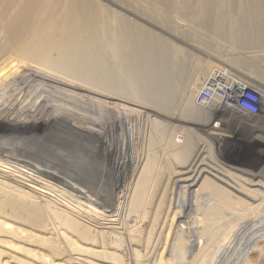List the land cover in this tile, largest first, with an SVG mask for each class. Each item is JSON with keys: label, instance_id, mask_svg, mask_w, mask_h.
<instances>
[{"label": "bare ground", "instance_id": "obj_1", "mask_svg": "<svg viewBox=\"0 0 264 264\" xmlns=\"http://www.w3.org/2000/svg\"><path fill=\"white\" fill-rule=\"evenodd\" d=\"M3 2L8 8L12 0H3ZM77 5H79L78 0L76 3H66L68 12L61 16H55L54 11L50 15L46 11H41L39 15H31V4L27 3V0H19L15 13L6 10L0 15V132H3L2 129H6L5 131L16 129L12 137L0 133L2 147L0 151L10 150L12 148L10 142L15 140L25 142L26 145L31 144L28 148H15L20 165L32 172L36 170L47 176L52 175L51 177L55 179L60 178L58 174L62 171L69 172L72 179H68L80 185V193L86 195L88 200L91 197L95 198L93 199L95 203L99 199L106 201V198L102 197L104 193L108 196V200L112 194L104 188L103 193L96 185L90 188L81 185L82 179L85 178L82 175L85 172L83 170L89 171V165L82 158L83 152L87 153L86 157L94 161L92 158H96L98 152L96 148L109 150L113 153L116 167L123 162L127 165L132 161L135 167L131 171V177H134L131 180L133 179L136 183L130 186L131 190L128 191L130 194L126 193V201L122 206V217L119 222L107 225L94 217L65 206L62 200L56 197L58 196L56 189H51L50 194L40 192L34 188L40 186L38 183H31L30 186L20 178L14 180L13 177L3 174L6 169H0V249L7 250V247L11 246L8 240L13 238L19 239L23 244L45 247L54 259H70L77 264H85V260L83 263L75 257L83 256L97 263L113 264L115 260L120 261L122 255H120L121 252L119 255L114 253L117 252V247L110 243L111 238L129 237L130 229L126 221L130 215L128 213L133 201L141 196L146 184V176L148 177L147 168L145 171L147 158L142 160V156L138 155L137 158H132L126 152L127 146L129 147L132 141L127 135L130 131L127 127V119L135 123L137 127L143 123L160 126L159 119H163L164 116L174 119L170 103L174 99L176 101L177 95L181 93L182 76L179 80L178 73L186 71L187 67L181 70V59L177 56L180 52L163 36L153 31L129 32L124 20L108 22L104 18L81 17L74 12ZM173 5L176 7L175 4ZM242 5H244L246 16L241 17L236 23L239 24L238 27L245 36L242 44L246 47L248 43L244 42L256 40L258 37L255 34L261 33L256 29L258 26L255 27L257 4L244 0ZM54 6L56 9L58 1L54 3ZM34 8L36 9V5ZM191 9L194 12L192 7ZM202 9L203 13L198 15L192 13L195 15L193 22L205 29L210 24V19L202 15L212 8L203 6ZM223 17L215 20L219 24H217L220 30L219 35L221 30H224V21L227 19L226 16ZM142 22L148 23L144 19ZM114 26L117 28V33L114 31ZM153 28L159 30L157 26ZM234 32L233 37H236ZM253 46L255 47V44L251 46L248 44L246 49H253ZM205 83L206 81H203L199 85L203 86ZM192 102L193 105L186 102L183 108L181 104L180 108L183 111L179 116L189 121L194 116L205 118L206 109L198 106L194 99ZM116 105H120L121 108L117 107V109ZM176 105L178 104H175V107ZM209 133L215 136L213 132ZM159 134L161 136V133ZM84 140L99 142L100 146L90 148L89 143ZM173 140V148L182 151L183 161L186 160L191 142H188L185 136L179 137L177 142L175 138ZM201 149V152L199 150L193 158L191 156L192 160L190 159L191 162L187 167H181L182 169L175 171L173 179L168 181L163 201L158 207L163 208L168 199L167 190L170 189L168 211L163 221L168 226L181 225L185 212L191 210V207L195 210L198 200L202 198L215 201L216 203L212 202L216 204L215 206L225 207L224 204L231 201L230 197L238 195L240 198L244 195L242 198H245L243 201H247L246 209L249 210L264 197L262 185L264 168L256 173L246 186L239 187V183L245 181L234 183L226 175H218L219 173L210 168L207 163L214 155L213 149H210L208 153ZM29 155L31 159H37V163L31 160L30 165L24 158H28ZM2 156L7 157L5 162H13V156L10 153H1L0 158L3 160ZM120 157L122 159L118 162ZM52 159L64 163L65 167L59 166ZM78 162L83 164L79 165ZM200 163L201 166H197ZM83 165L86 168L83 169ZM138 166L142 168L140 172L137 171ZM255 176L262 180H256ZM172 183L174 185H171ZM175 192L177 196L172 195ZM201 204H204V201ZM241 204L244 203L241 202ZM208 209L210 211V208ZM19 215L23 217L21 221H18ZM157 217L158 214L155 215L153 223L157 221ZM18 222L31 226V231L16 227ZM153 230L152 225L149 236L152 235ZM98 235L100 244L96 246L94 244L98 243ZM131 244L135 243L131 242ZM29 252L26 250L25 254ZM6 254L7 252L0 250V255L12 259ZM24 261H20L21 264H27Z\"/></svg>", "mask_w": 264, "mask_h": 264}, {"label": "rangeland", "instance_id": "obj_2", "mask_svg": "<svg viewBox=\"0 0 264 264\" xmlns=\"http://www.w3.org/2000/svg\"><path fill=\"white\" fill-rule=\"evenodd\" d=\"M18 1L19 0H12L10 6L7 8L5 2L0 0V15L6 10L15 13L18 7ZM56 1H58V6L55 9L54 3ZM78 1L79 5H77L74 10L76 15H80L81 17L91 16L95 18H104V20L108 22L124 20L128 26L129 32L153 31L157 35L168 39L180 52L177 56L181 59L180 63L184 65H180L181 70L187 67L185 68L186 71L184 70L178 73L180 74L179 80L182 76V80H180L182 81V86H180L181 93L177 95L176 101L174 99L172 100L173 103H170L172 106L171 111L175 116L174 119L164 116V118L162 117L163 119H159L160 126H153L150 123L146 125V123H143L138 127L135 123L127 119V127L132 131V133L129 131L127 135L129 136L128 139H132V141H130L129 147L127 146L126 152L132 156V158H137L138 156H142V160H146L147 158L145 162V171L147 168L148 177L144 173V176H146V184L143 189L141 188V196L138 200L133 201V205L128 213L130 215L126 221L130 229L128 232L129 237H121L123 239L111 238L110 243L117 247V252L114 253L119 255L121 252L120 255H122L121 260H115L113 264H264V197L258 200V202L254 204L256 206L251 207L249 210L248 208L246 209L247 201H243V199H245L242 198L244 195L242 197L240 196V198H238V195L233 196V198L230 197L231 201L226 202L224 204L225 207L215 206L216 204L214 203L216 202L213 200L211 201L209 198L199 199L195 210L191 207V210L185 212L183 223H179L181 225L171 224L168 226L163 222L165 220V214L168 211L167 207L169 205L170 189L167 190L168 199L164 203L163 208H158L163 201L165 190L168 187V181L173 179L174 172L185 168V166L187 167L198 151L200 150L201 152V148L207 151V153L210 149H213L214 155L207 163L210 168L215 169V171L219 173L218 175L224 174L234 183L242 180L245 181L244 183H239V187L246 186L254 175L264 168V115L245 120L231 115L228 111H217V103L212 101L204 106L207 111V116H205V118L194 116L189 121L179 116V114L182 115L181 113L183 110H181V108L184 107L186 102L191 105H193V99L196 102V93L200 88L199 83L208 81L211 71L220 66L232 69L243 76V78L248 79L251 83L264 90V0H249V2L257 4V6H255V8L258 7V9L256 8L257 14L255 13L257 17L255 27L258 26L256 29L261 33L255 34L256 37H258L256 40L251 39L248 42H244L248 43L250 46L255 44V47L253 46V49L250 48L249 50L246 49L248 48V44L245 45L246 47H243L244 45L242 43L245 36L241 33L242 30L238 27L239 24L236 23L241 17L246 16L244 12V5L246 6V4L242 5L244 0H163L165 2L161 0ZM68 2L76 3V0H27V3L31 4V15H39L41 11H46L49 15L52 11H54L53 14L55 16L65 15L68 12L65 6ZM173 4H175L176 7H174ZM34 5H36V9ZM164 5L165 7H162ZM190 6L193 8L194 12ZM203 6L212 8L202 15L210 19V24L207 25L205 29L193 22V16L195 17V15L203 13ZM186 11L187 13L191 11V15L190 13L187 14ZM164 13L166 14L165 16ZM223 16H226L228 20L226 19L224 21L225 31L221 30V35L223 33V36H221L219 35L220 30L218 29V21L215 20L216 18H224ZM143 19L148 23H143ZM202 25H204V23H202ZM156 26L160 31L153 28ZM261 27L263 29H261ZM110 29L112 31L111 27ZM234 30L236 32H234ZM114 31L117 33V28L115 26ZM233 32L236 33V37H233ZM185 64L187 65L185 66ZM218 71V69L214 71L212 76L216 77L220 75ZM190 82L192 83L190 84ZM184 91L186 92L184 93ZM175 104L178 105L175 107ZM181 104L183 105L182 107ZM117 107L121 108L120 105H116V108ZM125 117H127V115ZM165 118L166 120L164 121ZM186 127L187 129H185ZM131 128L134 129L132 130ZM14 129L15 128L10 131L2 129L3 132L0 133L12 137L14 133H16V129ZM149 132L152 133L150 134ZM209 132H213L215 136ZM159 133H161V136ZM183 135L186 140L188 139V142H191V147H189L191 151L189 149L187 153L188 156H186L187 161H183L182 151L174 149L172 146L173 139L175 138V142H177L179 137L184 138ZM150 138H154L155 141H151ZM84 141L89 143L88 145L90 148L100 146L99 142ZM10 144V147H12L10 150L0 151L1 153L8 152L13 156V162L10 161L9 163L4 161L7 157L2 156L3 160L0 158V169H6L3 174L13 177L14 180L20 178L30 186L31 183H38L40 186H35L34 188L47 194H50L49 191L51 189H56L58 192V196L56 197L60 199V201L62 200L61 202L65 206L75 211L77 210V212L80 211L81 213L94 217L103 224L110 225L119 222L122 217V206L126 201V193H129L131 190L130 186L132 187L136 183L133 179L131 180V178H134L131 177V171L135 167L132 161L127 165L123 162L119 167H116L114 163L115 159L113 160V153L109 150L104 151L100 147L96 148L98 151L97 153L92 150L96 153V158H92L94 161H92L90 157H86L85 155L87 153L83 152L82 158L89 165V171L87 169V171L83 170L85 172H83L82 175H84L85 178L82 179L81 185L86 188L96 185L103 193L107 189V191L112 194L108 200V196L104 193L102 197H105L106 201L99 199L97 204L93 200L95 198L92 199L91 197L92 200H88L86 195L80 193V185L69 180L72 179L69 172L62 171L61 174H58L60 178L55 179L51 177L52 175L47 176L36 170L32 172L30 169L20 165L18 160L19 156L15 148H28L31 144L26 145L25 142L16 140L11 141ZM10 147L8 146V148ZM0 148H2L1 145ZM190 152L192 153L191 155ZM207 153L203 154L207 155ZM24 158L30 165L31 160L37 163V159H31V155H29L28 158ZM121 159L122 157L118 158V162H120ZM52 161L63 168L65 167L64 163L62 164V162L56 159H52ZM78 164L81 165L83 163L78 162ZM197 166H201V163ZM82 168L84 169L86 167L83 165ZM140 169L142 170L140 167L137 168V171L139 170L140 172ZM255 178H257L256 180L259 179V181L262 180L257 176H255ZM65 181H67V183L70 182V184H66ZM263 182L264 180H262V183ZM171 185H174V183ZM262 185L264 186V183ZM176 194L177 192L172 195ZM236 194H239V192H236ZM252 199L254 200V197H252ZM202 200L204 204L200 205V203H203ZM241 202L244 204L240 205ZM104 203H106L105 206ZM209 204H213L214 206ZM204 206H207L206 210ZM208 208H210V211ZM156 214H158L157 221L153 223ZM17 217L18 221L23 219L22 215ZM152 225L154 226V230L152 235L150 234L149 236ZM16 227L31 231V226L20 222L16 223ZM18 240L19 239L9 238L8 241L12 247H7V250L0 249L7 252L6 255L12 257L11 259L0 255V264H21L20 261H24V258L27 259L24 261V263L27 264H77L70 259H54L45 247L23 244ZM131 242L135 244H131ZM99 244L100 236L98 235V243L94 245L98 246ZM25 249L28 252L32 251L35 255L32 252H29L30 254H25ZM145 249L148 250L146 251ZM149 252L151 254H149ZM44 254H46V257H44ZM75 257L80 259L83 263L85 260V264H103L94 262L83 256Z\"/></svg>", "mask_w": 264, "mask_h": 264}, {"label": "built area", "instance_id": "obj_3", "mask_svg": "<svg viewBox=\"0 0 264 264\" xmlns=\"http://www.w3.org/2000/svg\"><path fill=\"white\" fill-rule=\"evenodd\" d=\"M219 70L220 75L212 76ZM211 71L208 81L196 93V104L204 107L216 102L217 111L250 120L264 115V90L243 78L232 69L223 66Z\"/></svg>", "mask_w": 264, "mask_h": 264}]
</instances>
